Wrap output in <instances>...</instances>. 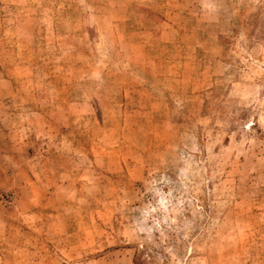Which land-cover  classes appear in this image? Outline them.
Listing matches in <instances>:
<instances>
[{"label":"rangeland","instance_id":"374dc122","mask_svg":"<svg viewBox=\"0 0 264 264\" xmlns=\"http://www.w3.org/2000/svg\"><path fill=\"white\" fill-rule=\"evenodd\" d=\"M0 264H264V0H0Z\"/></svg>","mask_w":264,"mask_h":264}]
</instances>
